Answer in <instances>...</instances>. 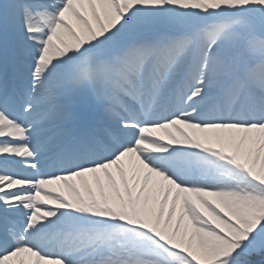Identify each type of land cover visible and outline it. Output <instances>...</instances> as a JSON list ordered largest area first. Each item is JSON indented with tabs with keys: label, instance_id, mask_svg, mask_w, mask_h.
<instances>
[{
	"label": "snow or ice",
	"instance_id": "obj_1",
	"mask_svg": "<svg viewBox=\"0 0 264 264\" xmlns=\"http://www.w3.org/2000/svg\"><path fill=\"white\" fill-rule=\"evenodd\" d=\"M0 264H264V0H0Z\"/></svg>",
	"mask_w": 264,
	"mask_h": 264
}]
</instances>
